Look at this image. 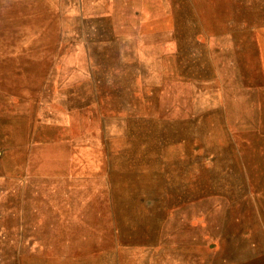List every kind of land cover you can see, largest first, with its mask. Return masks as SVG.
Returning a JSON list of instances; mask_svg holds the SVG:
<instances>
[{
	"label": "rangeland",
	"instance_id": "374dc122",
	"mask_svg": "<svg viewBox=\"0 0 264 264\" xmlns=\"http://www.w3.org/2000/svg\"><path fill=\"white\" fill-rule=\"evenodd\" d=\"M0 264H264V0H0Z\"/></svg>",
	"mask_w": 264,
	"mask_h": 264
}]
</instances>
